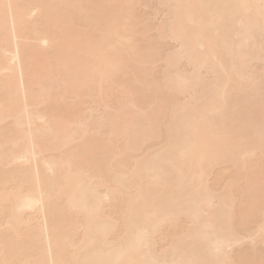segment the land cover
Instances as JSON below:
<instances>
[{"label": "bare ground", "instance_id": "6f19581e", "mask_svg": "<svg viewBox=\"0 0 264 264\" xmlns=\"http://www.w3.org/2000/svg\"><path fill=\"white\" fill-rule=\"evenodd\" d=\"M0 264H264V0H0Z\"/></svg>", "mask_w": 264, "mask_h": 264}]
</instances>
